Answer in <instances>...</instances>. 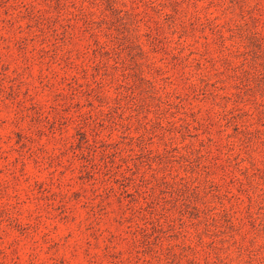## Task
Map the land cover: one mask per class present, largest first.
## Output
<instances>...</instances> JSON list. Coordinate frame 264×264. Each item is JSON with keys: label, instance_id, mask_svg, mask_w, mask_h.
Segmentation results:
<instances>
[{"label": "rangeland", "instance_id": "rangeland-1", "mask_svg": "<svg viewBox=\"0 0 264 264\" xmlns=\"http://www.w3.org/2000/svg\"><path fill=\"white\" fill-rule=\"evenodd\" d=\"M0 264H264V0H0Z\"/></svg>", "mask_w": 264, "mask_h": 264}]
</instances>
